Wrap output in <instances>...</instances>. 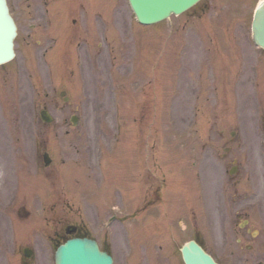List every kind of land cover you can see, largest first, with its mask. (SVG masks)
<instances>
[{
    "label": "rangeland",
    "instance_id": "1",
    "mask_svg": "<svg viewBox=\"0 0 264 264\" xmlns=\"http://www.w3.org/2000/svg\"><path fill=\"white\" fill-rule=\"evenodd\" d=\"M259 1L203 0L200 8L142 27L136 24L127 0H106L110 36L101 56L77 57L74 65L58 71L36 57L32 61L36 43L28 49L33 58L22 66L26 71L22 89L7 96L8 114H23L30 125L47 107L55 123L41 127L36 122L27 129L29 138L31 131L33 137L52 135L53 143L47 145L64 159V165L91 167L90 179L76 167L74 188L79 190L74 195L79 198L72 203L77 207V199L81 201V213L88 216L85 225L93 233L111 237L107 243L116 264H184L180 247L196 231L223 264H254L251 258L246 261L250 253L234 247L220 190L229 185L226 165L233 155H225L224 146L230 131L237 130L235 150L239 161L246 162V122L251 114L256 119L264 114V94L260 106L247 94L249 84L255 87L250 83L255 78L232 73L264 67V50L254 46L249 33ZM5 82L12 86V79ZM62 90L70 95L68 102L60 95ZM56 98L58 104H54ZM72 115L79 117L77 125L72 124ZM113 146L116 149L101 172L104 161L95 156L104 149L110 156ZM152 156L175 182L163 191L161 201L144 209L149 203L144 199ZM81 157H87L89 164ZM202 166L211 174L205 173L203 179L207 178L209 196L217 195L211 201L216 206L212 218L207 220L215 234L198 220L206 208L205 201L197 198L196 167L200 175ZM189 205L196 208L198 219L190 217ZM137 207L140 210L132 216ZM117 209L118 220L103 228V220ZM81 219L72 214L69 220ZM182 221L193 222L195 231L185 230L184 224L181 231Z\"/></svg>",
    "mask_w": 264,
    "mask_h": 264
},
{
    "label": "flooded vegetation",
    "instance_id": "2",
    "mask_svg": "<svg viewBox=\"0 0 264 264\" xmlns=\"http://www.w3.org/2000/svg\"><path fill=\"white\" fill-rule=\"evenodd\" d=\"M8 3L18 27V59L13 67H0V264H55L57 248L70 237L96 238L103 250L113 254L107 233H93L83 220L67 222L66 207L72 208V199L61 195L60 185L69 183V179L61 176L58 167H52L57 164L53 159L45 166L40 157L27 155L33 146L29 145L26 120L23 114H8L11 103L7 97L22 89L25 74L21 73V67L32 57L28 49L34 43L38 54L42 50L39 55L50 70L64 71L74 65L77 53L80 57L90 58L95 53L101 56L105 51L103 40H108L106 0H8ZM241 73L251 75L237 72ZM7 79H12V86L6 85ZM259 91L260 88L255 93L257 98ZM262 91L264 94V87ZM247 94L252 92L248 90ZM53 101L58 104L57 98ZM254 116L251 114L245 125L248 135L244 159L248 161H239L240 153L235 150L237 130L230 131L224 146L233 155L227 168L229 185L220 193L234 247L246 255L250 253L247 262L251 258L254 264H264V114L259 113L257 119ZM257 137L258 140L253 139ZM49 138L52 137L40 141L35 153L43 152V143H53ZM251 151H256L252 157L248 155ZM215 207L213 203L212 212ZM69 224L75 225L72 232H68Z\"/></svg>",
    "mask_w": 264,
    "mask_h": 264
},
{
    "label": "water",
    "instance_id": "3",
    "mask_svg": "<svg viewBox=\"0 0 264 264\" xmlns=\"http://www.w3.org/2000/svg\"><path fill=\"white\" fill-rule=\"evenodd\" d=\"M198 0H130L139 20L152 23L179 14ZM254 39L264 47V0L258 6L253 21ZM16 25L9 13L6 0H0V63L14 56L13 41ZM42 118L50 121L47 111L41 112ZM186 264H218L211 255L195 241H190L183 248ZM112 257L99 249L95 241L72 239L62 245L57 253V264H112Z\"/></svg>",
    "mask_w": 264,
    "mask_h": 264
}]
</instances>
